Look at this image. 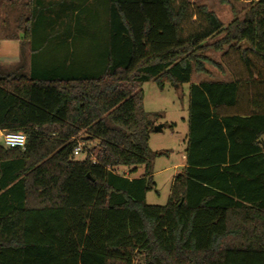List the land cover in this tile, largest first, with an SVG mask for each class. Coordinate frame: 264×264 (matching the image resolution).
I'll use <instances>...</instances> for the list:
<instances>
[{
    "label": "trees",
    "instance_id": "obj_1",
    "mask_svg": "<svg viewBox=\"0 0 264 264\" xmlns=\"http://www.w3.org/2000/svg\"><path fill=\"white\" fill-rule=\"evenodd\" d=\"M0 1L34 10L18 26L33 68L0 70V129L26 138L0 141V264H264V0L228 25L185 0H74L65 19L64 0ZM224 47L247 78L191 83L222 69L206 51ZM149 81L189 85L165 205L146 203L163 154L148 144Z\"/></svg>",
    "mask_w": 264,
    "mask_h": 264
},
{
    "label": "rangeland",
    "instance_id": "obj_2",
    "mask_svg": "<svg viewBox=\"0 0 264 264\" xmlns=\"http://www.w3.org/2000/svg\"><path fill=\"white\" fill-rule=\"evenodd\" d=\"M180 0H176L178 3ZM195 9L196 6L205 5L212 10L224 25H228L234 18L242 19L248 3L243 0H185ZM8 8L0 1V62L14 60L16 58L17 44L15 41L6 39H16L17 28L19 26V16L17 12L8 13ZM23 20V19H22ZM192 17L186 24L185 29L192 31L197 22ZM196 23V24H195ZM24 30V28H22ZM20 35V34H19ZM18 35V36H19ZM221 35L207 40L212 43L219 39ZM223 51L208 49L207 57L213 62L220 64L219 69L211 63H206L208 75H192L191 83L200 79H220L230 80L233 78L246 79L247 74L235 53L229 51L223 56ZM257 67L260 63L256 62ZM259 69V68H258ZM188 83L181 85L164 82L158 85L155 81H149L142 85L143 108L151 115L153 124H162V130L152 131L149 135V148L152 151L162 152L152 163L153 181L155 186L146 194V203L150 205H165L168 201L173 177L184 165L185 138L187 135V103H188ZM264 143V137L262 138ZM84 143V142H83ZM86 145V144H84ZM91 147V144L87 146ZM84 153L76 158L82 159ZM174 165H179L174 167ZM137 170L131 176L142 175L143 166H137ZM120 174H127L125 167L117 170Z\"/></svg>",
    "mask_w": 264,
    "mask_h": 264
},
{
    "label": "crops",
    "instance_id": "obj_3",
    "mask_svg": "<svg viewBox=\"0 0 264 264\" xmlns=\"http://www.w3.org/2000/svg\"><path fill=\"white\" fill-rule=\"evenodd\" d=\"M65 5L63 7V11L61 12V18L65 19L66 17L75 16L76 12L72 14L70 10V6L74 0H64ZM49 0H44V3L47 5ZM7 8V6H6ZM8 11V10H7ZM16 12L19 16V18H22L23 20L30 18L32 16V13L34 12L33 7L30 8L28 6L26 7H17ZM47 17L52 16L53 14L45 13ZM20 34V35H19ZM19 35V36H18ZM6 40H12L15 41L17 44L16 49V58L14 60H7L5 62H0V70L2 71H17L19 69H23L24 72L28 73L31 68H33L32 58L31 54L32 51L30 49L29 39L25 38L24 30L20 27L17 28V35L16 39H6ZM194 75V74H193ZM196 75H206V74H196ZM192 79V78H191ZM209 80V79H200L194 84H198L201 81ZM220 80V79H216ZM185 144H186V138H185ZM179 165H174V167H178ZM139 175L132 176V177H138Z\"/></svg>",
    "mask_w": 264,
    "mask_h": 264
},
{
    "label": "built area",
    "instance_id": "obj_4",
    "mask_svg": "<svg viewBox=\"0 0 264 264\" xmlns=\"http://www.w3.org/2000/svg\"><path fill=\"white\" fill-rule=\"evenodd\" d=\"M0 141L9 148H23L26 142L24 133L14 130L0 129ZM84 149V143L80 140L77 141L73 149V155L78 156Z\"/></svg>",
    "mask_w": 264,
    "mask_h": 264
},
{
    "label": "water",
    "instance_id": "obj_5",
    "mask_svg": "<svg viewBox=\"0 0 264 264\" xmlns=\"http://www.w3.org/2000/svg\"><path fill=\"white\" fill-rule=\"evenodd\" d=\"M148 123H149V124H152V121L149 120ZM153 130H154V131H157V132L161 131V130H162V124H156V125H153ZM260 142H261V145H262V147H263V149H264V143H263V141L260 140Z\"/></svg>",
    "mask_w": 264,
    "mask_h": 264
}]
</instances>
